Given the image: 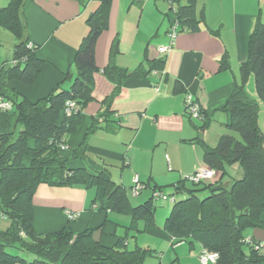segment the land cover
Listing matches in <instances>:
<instances>
[{"label":"trees","instance_id":"trees-1","mask_svg":"<svg viewBox=\"0 0 264 264\" xmlns=\"http://www.w3.org/2000/svg\"><path fill=\"white\" fill-rule=\"evenodd\" d=\"M34 1L9 0L0 8V27L16 39L12 59L0 66V99L10 103V111L16 115L15 130L0 135V216L9 222L5 230H0V264H143L150 250L128 249L127 238H134L131 233L143 231L138 223H154L153 200L158 199L155 198L157 193L167 196L165 187L155 186L151 197L134 206L129 197L133 186L127 189L116 184L106 165L98 163L99 169L90 171L70 167L69 162H88V137L102 127L97 119L107 121L111 115L110 104L124 80L153 71L162 72L165 58L147 61L146 67L140 64L132 71L120 68L113 62L117 53L116 38L110 49L109 63L100 70L95 62V45L108 28L112 0H95L96 8L85 21L87 33L76 50L75 77L71 84L65 86L70 80V73H66L45 96L29 101L14 90L12 82L32 85L42 64L35 54L36 47L28 39L24 15L26 5ZM195 4L196 0L169 3L179 33L197 32L204 22L203 13H196ZM228 69V56L224 54L219 59L218 71ZM100 71L113 84V90L100 101L102 110L92 119L82 142L71 148L69 154L62 155L68 137L80 126L81 112L94 100L93 75ZM239 76V82L234 84L219 109L226 115L225 128L235 135L222 134L213 147L196 139L202 147V162L216 172V178L193 182L186 176L171 185L173 206L163 223L172 246L197 244L201 252L217 254L214 264H264L259 244L247 240L244 234L247 229H264V133L258 126L259 107L264 104V22L259 14L248 39L247 57L239 67ZM250 78L254 81L255 98L246 90ZM181 92L183 88L175 84L174 93ZM67 102L76 106L68 113L65 112ZM199 112L200 129L204 130L210 119L201 107ZM185 115L191 119L186 112ZM234 166H237L236 175L231 177L229 169ZM225 176H230L229 182L223 181ZM40 185L100 190L106 201L104 209L130 217L124 235L115 236L112 245L107 246L101 241L103 226L77 233L67 228L36 233L32 224L33 197ZM67 219L74 220L68 216ZM8 249H16L26 257L13 255Z\"/></svg>","mask_w":264,"mask_h":264},{"label":"crops","instance_id":"crops-1","mask_svg":"<svg viewBox=\"0 0 264 264\" xmlns=\"http://www.w3.org/2000/svg\"><path fill=\"white\" fill-rule=\"evenodd\" d=\"M8 2L0 0V8ZM184 2L180 0L181 4ZM119 4L120 0H112L108 28L96 41L95 62L100 70L109 63L110 49L117 38L115 17ZM137 4L143 5L141 1ZM96 5L95 0H35L26 5L24 15L28 39L36 47L35 54L42 64L32 85L12 82L16 92L33 102L45 96L66 73H70V80L65 86L71 84L75 77L73 61L76 50L88 30L85 21ZM195 11L204 15L199 31L178 33L168 53L161 54L158 48L169 44L167 33L174 17L170 5L164 14L169 17V25L163 29V37L157 33L158 41L147 43L143 59L134 53L127 59L121 57L124 53L120 52L121 46L117 43V53L113 57L116 66L132 71L140 64L146 67L147 61L164 57V69L124 80L110 104L111 115L107 121L97 119L102 127L88 137V162L70 161V167L96 171L99 169L96 164L103 163L109 168L112 180L127 189L133 186L132 180L137 176L143 188L150 189L149 197L155 186L167 187L170 193L169 187L179 182L182 176H190L205 167L202 147L196 139L199 140L203 131L204 144L213 147L216 141L208 137L205 130L214 118L225 127L226 115L219 109L234 84L239 82V67L246 60L248 39L258 14L264 22V0H196ZM1 31L7 30H0V66L12 59L16 44L9 31L12 40ZM224 54L228 56L229 69L219 72V59ZM135 58L137 65H134ZM175 84L180 85L183 92L174 93ZM112 90L113 84L101 71L93 75L94 100L81 112L80 126L68 137L62 155L69 154L71 148L82 142L92 119L102 110L100 101ZM247 92L251 96L252 92ZM187 94L198 102L210 119L206 129H200L201 121L186 117L184 100ZM15 128L16 115L12 111L0 110V135ZM100 195V190L95 191L92 187L38 186L33 197L34 231L41 234L67 228L77 233L103 226L101 241L107 246L112 245L118 228L125 226L111 219V212L103 207L106 201ZM68 211L76 215L71 222L67 219ZM2 219L5 218L0 216L1 222ZM146 226L138 223V228L143 231L149 227ZM244 234L247 240L258 243L264 253V229H247ZM156 235L165 239L168 236L159 231Z\"/></svg>","mask_w":264,"mask_h":264},{"label":"rangeland","instance_id":"rangeland-1","mask_svg":"<svg viewBox=\"0 0 264 264\" xmlns=\"http://www.w3.org/2000/svg\"><path fill=\"white\" fill-rule=\"evenodd\" d=\"M139 1L143 3L141 7L137 4ZM168 8L169 4L166 0H120L118 13L115 17V33L117 34L116 37L122 49H120V52L124 53L121 57L127 59L132 53H134L135 55L137 54L136 56L139 54V59L144 58V48L147 43L150 40H157V33L160 37H163V29L167 28L169 25V17H165L164 15L168 12ZM1 32H4V34L9 37V40H12L13 36L8 31ZM6 40L8 41V38H6ZM2 46L6 48L5 44ZM119 56H117V58ZM134 60L136 63L134 65H137L138 61L136 58ZM246 89L252 92V94L250 93L252 98L256 97L253 78H250ZM258 126L264 133V105L262 104H260L259 107ZM205 132L208 137H211V139L216 141L214 143L218 142L222 134H233V132H230L223 127L217 118H214L213 121H211L209 128H207ZM236 168L237 166H234L232 169H229L231 177H235ZM116 175L117 172H115V177ZM230 176H225L223 181L229 182ZM185 177L186 176H182L181 179ZM93 189L96 191L95 188ZM150 192L149 188H143L142 186L138 195H129L131 204L135 206L142 203L144 199L146 200L149 197ZM165 193L167 195L165 200L161 197L153 200L155 205L154 223L148 224L147 226L149 227L142 232L136 231L131 233L130 235L134 234V238H127V247L128 249L140 247L141 249L150 250L145 257L143 264H172L176 258L177 260L175 261V264H200L198 261V255L201 253L199 245L195 244L192 247H188L187 244L180 243L172 246L169 237L163 230L164 220L169 215L173 206L167 187H165ZM100 197L103 198L102 192ZM110 215L113 221L119 222L122 226H128L130 223V217L128 215L114 212H111ZM2 220L4 221H0V230H5L9 226V222L6 219ZM156 231L163 232V234L167 236V239L156 235ZM117 233L118 235L123 236L124 227H119ZM8 252L13 255H20L24 258L26 257L25 254L19 253L16 249H8ZM28 258H30V256ZM208 264L214 263L211 262Z\"/></svg>","mask_w":264,"mask_h":264},{"label":"built area","instance_id":"built-area-1","mask_svg":"<svg viewBox=\"0 0 264 264\" xmlns=\"http://www.w3.org/2000/svg\"><path fill=\"white\" fill-rule=\"evenodd\" d=\"M169 3L172 0H166ZM179 33V26L178 23L173 22L170 25V28L168 30L167 36L169 38V44L165 47H159L158 48V52L163 54V53H168L172 47L174 46L176 37ZM67 109L65 110V112H70V110L73 107H76L75 104L73 102H67L66 103ZM185 106L186 109L185 112L186 114H188V116H190L191 119H195V120H199L201 121L202 116L200 115V107L199 105L193 101V98L190 94H187L185 96ZM0 110L3 111H10L11 110V104L8 102H5L3 100L0 99ZM216 172L208 169L206 167H202L197 169L192 175L188 176V178L190 180H192L193 182H198V181H213L216 178ZM133 187L131 188V195L132 196H136L139 194V191L142 189V186L137 178V176H134L133 180ZM161 197L163 200L166 199V197L162 194H155V198H159ZM66 215L68 216L69 219H75L76 215L74 213L71 212H66ZM217 259V254L215 253H206V252H201L198 255V261L200 264H208V263H214Z\"/></svg>","mask_w":264,"mask_h":264},{"label":"water","instance_id":"water-1","mask_svg":"<svg viewBox=\"0 0 264 264\" xmlns=\"http://www.w3.org/2000/svg\"><path fill=\"white\" fill-rule=\"evenodd\" d=\"M203 131H201V133L199 134L198 138L199 140H203V135H202Z\"/></svg>","mask_w":264,"mask_h":264}]
</instances>
